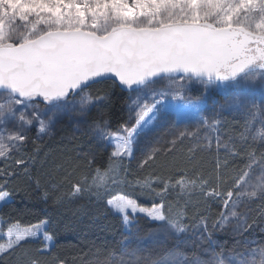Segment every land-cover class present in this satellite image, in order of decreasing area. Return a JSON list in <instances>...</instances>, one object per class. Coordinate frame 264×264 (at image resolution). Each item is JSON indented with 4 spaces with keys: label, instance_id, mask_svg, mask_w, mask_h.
I'll use <instances>...</instances> for the list:
<instances>
[{
    "label": "snow or ice",
    "instance_id": "obj_1",
    "mask_svg": "<svg viewBox=\"0 0 264 264\" xmlns=\"http://www.w3.org/2000/svg\"><path fill=\"white\" fill-rule=\"evenodd\" d=\"M65 126L90 147L41 160ZM24 188L120 220L86 264H264V0H0V264H66Z\"/></svg>",
    "mask_w": 264,
    "mask_h": 264
},
{
    "label": "trees",
    "instance_id": "obj_2",
    "mask_svg": "<svg viewBox=\"0 0 264 264\" xmlns=\"http://www.w3.org/2000/svg\"><path fill=\"white\" fill-rule=\"evenodd\" d=\"M110 83V82H108ZM96 88H104L105 85L98 84ZM119 90H117L118 93ZM110 109L119 115L118 109L121 106V99L119 95L113 96ZM109 111V109H104ZM77 136L79 134H76ZM73 136V129L65 126L62 130H58L53 136L45 137L46 146L40 153V159L43 160L45 153H51L49 159L55 156H59L66 148H78L90 147L80 139L71 140ZM93 150L97 154V163L93 168L100 167L101 172L107 167V155L102 149L97 148L95 145H91ZM103 164V167H101ZM39 167V165H38ZM44 169L42 168L41 171ZM146 175V173H145ZM132 179V176H129ZM21 187H24L21 185ZM113 195L122 194L113 192ZM42 190L35 191L32 188H24L14 200L19 202L23 198L24 205L32 209L33 213L39 212L41 209H48L50 212L55 213V220L57 224V239L55 244V253L62 259L66 260V264H86L88 260L96 258L94 254L101 253L100 258H104L107 253L118 247L117 242L123 239L121 232L120 220L105 211L102 204H99L93 198L91 201L88 197L77 200L70 205H65L59 209H56L52 205V201L49 200L45 205L42 200ZM109 197H105V202ZM143 199V198H142ZM151 206V202L147 204ZM11 207L0 209V217L5 221L6 213L11 212ZM218 209L212 207L211 212L216 213ZM15 215V213H13ZM191 216V212L189 213ZM34 222V217L31 218ZM9 223V222H7ZM145 233H147L152 225L150 223L143 222ZM264 228V220L259 221L254 233L249 236L250 240H256L264 243V232L261 229ZM144 233V235H145ZM218 243L228 244L231 247L233 241L230 236L223 233L217 234ZM33 247H40L39 244L33 245ZM119 252L116 253L118 255Z\"/></svg>",
    "mask_w": 264,
    "mask_h": 264
},
{
    "label": "rangeland",
    "instance_id": "obj_3",
    "mask_svg": "<svg viewBox=\"0 0 264 264\" xmlns=\"http://www.w3.org/2000/svg\"><path fill=\"white\" fill-rule=\"evenodd\" d=\"M198 90H199V89H198V86H197V85L193 84V85L191 86V92H192V94H195ZM116 195H118V194H116ZM146 221H147V220H143V219L139 221V227H140V229H141L140 235H141L142 237H146L147 233L149 232V231H148L147 233H145V230L143 229V228H144V224H143V222H146ZM147 223H150V224L152 225L151 229L156 227V224H154V223H151V222H149V221H147ZM7 227H8V223L5 222V221L0 217V231L6 230ZM122 231H123V229H122ZM144 233H145V235H144ZM118 255H119V254H118ZM118 255H117V256H118Z\"/></svg>",
    "mask_w": 264,
    "mask_h": 264
}]
</instances>
